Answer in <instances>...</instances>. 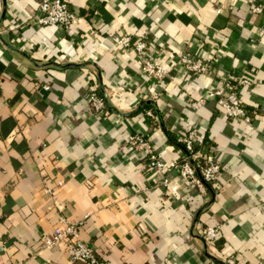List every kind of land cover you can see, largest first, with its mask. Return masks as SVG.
<instances>
[{"label": "crops", "instance_id": "crops-1", "mask_svg": "<svg viewBox=\"0 0 264 264\" xmlns=\"http://www.w3.org/2000/svg\"><path fill=\"white\" fill-rule=\"evenodd\" d=\"M39 1L0 0V264H85L42 246L60 216L112 264H264V12L251 0H67L79 19L64 29L35 24ZM116 34L145 41L167 78L118 53ZM182 53L207 73L186 75ZM214 89H234L250 122L222 117ZM191 127L221 166L204 194L176 170L162 184L129 145L142 134L178 158ZM199 223L220 226L214 251Z\"/></svg>", "mask_w": 264, "mask_h": 264}, {"label": "built area", "instance_id": "built-area-1", "mask_svg": "<svg viewBox=\"0 0 264 264\" xmlns=\"http://www.w3.org/2000/svg\"><path fill=\"white\" fill-rule=\"evenodd\" d=\"M219 12V11H218ZM250 12L252 14H262L264 7L261 0H251ZM79 17L70 9L67 0H40L37 7V14L34 22L38 26L50 27L60 26L69 29L75 25ZM111 43L118 53L125 54L128 50H133L138 59L141 71L149 77L162 82L168 76V71L156 56L147 55L148 45L142 39L133 40L126 34H116L111 36ZM174 61L184 67L186 75H203L209 69L208 63L196 62L187 53H182ZM239 85H249L246 79L238 80ZM46 90L49 87H44ZM210 96L216 97V108L219 114L225 119L250 122V116L246 108L242 105L241 99L234 89L229 92L214 89ZM88 101L95 112L101 113L105 108V102L95 90L88 95ZM197 108L196 104L192 105ZM144 115L151 120L156 119L152 110H145ZM181 154L178 158L166 160L160 157L152 147L147 138L142 134H134L129 139V145L136 153V156L144 158L147 169L157 177H162L161 183L167 185L165 173L176 170L180 179L189 186H192L198 193H205V186L214 185L218 179L221 166L212 154L204 152V135L195 127L187 129L179 136ZM79 222L70 221L64 216H60L58 224L54 229L52 237H45L42 246L45 248L63 243L65 252L73 261H83L85 264H112L111 262L99 259L95 251L80 239ZM200 236L203 238L206 248L215 250V243L219 239L220 226H209L198 224ZM211 264H215L210 260ZM226 264H234V259L227 258Z\"/></svg>", "mask_w": 264, "mask_h": 264}, {"label": "trees", "instance_id": "trees-1", "mask_svg": "<svg viewBox=\"0 0 264 264\" xmlns=\"http://www.w3.org/2000/svg\"><path fill=\"white\" fill-rule=\"evenodd\" d=\"M95 92H97L96 90H95ZM141 108H143V109H149L150 108V106L149 105H147L145 102H143L142 104H141ZM151 110V109H150ZM208 146V141H207V139H206V136L204 137V148H205V150H204V152L205 153H207V147ZM208 154V153H207Z\"/></svg>", "mask_w": 264, "mask_h": 264}, {"label": "water", "instance_id": "water-1", "mask_svg": "<svg viewBox=\"0 0 264 264\" xmlns=\"http://www.w3.org/2000/svg\"><path fill=\"white\" fill-rule=\"evenodd\" d=\"M75 66H77V65H74V64H69V65H67V67H69V68H71V67H75ZM146 104H147V105H150V104H151V105L154 106L155 103H154L153 101H147ZM138 109H139V108H138ZM219 263H220V264H226V263H224V262H222V261H219Z\"/></svg>", "mask_w": 264, "mask_h": 264}]
</instances>
